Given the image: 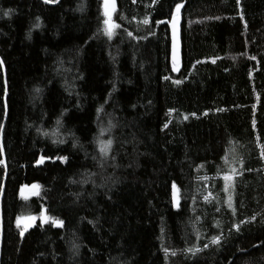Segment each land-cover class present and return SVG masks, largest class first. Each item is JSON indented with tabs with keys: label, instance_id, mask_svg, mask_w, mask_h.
<instances>
[{
	"label": "trees",
	"instance_id": "obj_1",
	"mask_svg": "<svg viewBox=\"0 0 264 264\" xmlns=\"http://www.w3.org/2000/svg\"><path fill=\"white\" fill-rule=\"evenodd\" d=\"M115 5L0 0V264H264V0Z\"/></svg>",
	"mask_w": 264,
	"mask_h": 264
},
{
	"label": "snow or ice",
	"instance_id": "obj_2",
	"mask_svg": "<svg viewBox=\"0 0 264 264\" xmlns=\"http://www.w3.org/2000/svg\"><path fill=\"white\" fill-rule=\"evenodd\" d=\"M45 3H56L57 0H44ZM237 3H239V0H237ZM183 7L182 4L178 3L176 4L175 6V11L172 13V16H173V19L171 21V24H172V28H173V33H174V36H175V32H176V29H177V25H178V22H179V12H180V9ZM116 10V5H115V0H104V16H105V19L103 21V24H104V34L107 35L109 37V39H111L112 35L114 34V29H116L117 27H119V25H116L115 23L112 22V19H111V15L112 13ZM11 11V9L7 10L4 12V15L5 16H8L9 15V12ZM144 24H148L149 21L147 19H145L143 21ZM38 26V25H37ZM129 36H131L132 34L131 33H128ZM175 46H174V53H173V59H174V68L173 70H175ZM254 59V58H253ZM215 62V61H213ZM3 62L0 61V64H2ZM167 79V77H166ZM176 83H180V81H176ZM38 91V90H37ZM171 111V110H170ZM187 117H185L186 119ZM57 124H60V120L58 119L57 120ZM111 127V125H110ZM165 127H167V125H165ZM102 131H104V129H102ZM61 143H63V141H60ZM111 140L107 141L106 143L105 142H102V147H101V152L102 153H107L108 149L110 148L111 146ZM75 146V145H74ZM0 151H2V149H0ZM47 157L45 156H41L37 161L36 163L37 164H42L44 162V160L46 159ZM58 159L62 160V161H65L67 160V157H58ZM3 161L0 160V164H2ZM243 164V162L241 161V165ZM232 173H236V169L235 168H232L230 170ZM223 179L224 181L226 182L225 183V191L228 190V188L230 187V183L232 180H233V175H230V174H225L223 176ZM39 188V185H32V189L34 190L33 191V194L34 195H38V192L35 191L36 189ZM172 189H173V192H172V199H173V203L179 207V189L177 187V185L175 183H173L172 185ZM211 195V194H209ZM27 197H25L26 199ZM205 199L207 200L208 197H205ZM228 207L231 208L232 207V203H231V196H229L228 198ZM28 219V223L25 224L24 228L21 230V236H23L24 234V231L31 226V221H34L36 219V217H29L27 218ZM42 219V222H48L49 220H51L52 224L55 225V226H60L62 227L63 226V221L62 220H59L57 218H53V217H44L42 216L41 217ZM252 219H255V217H253ZM244 221H241V223H243ZM21 225V218L20 217H17V227H20ZM234 227L237 228V230H239V225H234ZM220 239L221 237L220 236H215V237H212L211 239V243L213 244H219L220 242ZM205 248L208 247V245H204ZM165 251H167V249H165ZM186 251H189V252H192L193 254H195L196 252L200 251V249L198 248H190V249H187ZM173 255H175V253L173 252L172 253Z\"/></svg>",
	"mask_w": 264,
	"mask_h": 264
},
{
	"label": "water",
	"instance_id": "obj_3",
	"mask_svg": "<svg viewBox=\"0 0 264 264\" xmlns=\"http://www.w3.org/2000/svg\"><path fill=\"white\" fill-rule=\"evenodd\" d=\"M173 19V18H172ZM168 21V25H169V29H170V39H171V61L174 64V59H173V53H174V46H175V66H180L183 62V43H182V24H183V16L182 14H179V22L177 25V29L175 32V36L173 33V28H172V24L171 21ZM161 24H163V21H160ZM6 80V77H5ZM7 81V80H6ZM7 107H6V113H5V118H4V122L1 128V148L4 154V162H5V167L7 169V161H6V157H5V151H4V144H3V135H4V128H5V124H6V120H7ZM6 180H7V171L4 177V181H3V185H2V190H1V195H0V262H1V246H2V231H3V214H2V200H3V194H4V190H5V186H6ZM23 190L24 191H34L32 189L31 186L29 185H25L23 186ZM28 222H25V224ZM36 221H31V226L28 227L25 231L23 236H21L22 238L25 236L26 232L31 229L34 225H35ZM24 224V226H25ZM23 226V227H24Z\"/></svg>",
	"mask_w": 264,
	"mask_h": 264
},
{
	"label": "rangeland",
	"instance_id": "obj_4",
	"mask_svg": "<svg viewBox=\"0 0 264 264\" xmlns=\"http://www.w3.org/2000/svg\"><path fill=\"white\" fill-rule=\"evenodd\" d=\"M103 1H104V0H103ZM46 160H47V159H45L43 163H45ZM43 163H42V164H43ZM27 218H29V217H23V218L21 219L22 229L24 228L23 226H24L25 222H29ZM35 221H36V219H35Z\"/></svg>",
	"mask_w": 264,
	"mask_h": 264
}]
</instances>
